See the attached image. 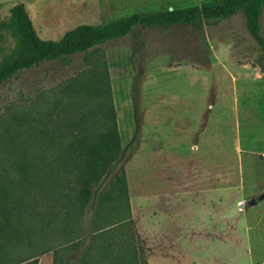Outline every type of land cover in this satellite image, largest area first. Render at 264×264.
I'll list each match as a JSON object with an SVG mask.
<instances>
[{
	"label": "rangeland",
	"instance_id": "1",
	"mask_svg": "<svg viewBox=\"0 0 264 264\" xmlns=\"http://www.w3.org/2000/svg\"><path fill=\"white\" fill-rule=\"evenodd\" d=\"M209 1L0 0V23L21 3L38 38L57 41L80 24ZM0 35L1 59L16 39ZM259 66V48L236 15L201 30L134 29L3 81L0 264L264 262ZM108 114L116 156L81 205L83 156L68 145L112 126ZM209 189L214 206L202 194Z\"/></svg>",
	"mask_w": 264,
	"mask_h": 264
},
{
	"label": "trees",
	"instance_id": "2",
	"mask_svg": "<svg viewBox=\"0 0 264 264\" xmlns=\"http://www.w3.org/2000/svg\"><path fill=\"white\" fill-rule=\"evenodd\" d=\"M263 5L264 0H211L198 6L134 13L103 25H77L64 32L59 40L51 41L38 38L23 5L17 3L9 8L7 22L0 23V31L7 30L16 39L10 53L0 59V84L19 71L38 64L61 60L79 53L86 55L89 49L122 38L134 29L190 26L201 30L204 25L212 26L236 15L242 17L245 32L259 48V71L264 82V40L259 35V19ZM108 117L112 126L93 136L81 135V138L68 145L70 153L78 152L83 156L82 167L77 166L76 172L77 200L81 205L90 197L89 186L116 156L118 136L113 126L112 114H108ZM121 154L123 155V151L120 156ZM21 262L36 264V259L31 257Z\"/></svg>",
	"mask_w": 264,
	"mask_h": 264
},
{
	"label": "crops",
	"instance_id": "3",
	"mask_svg": "<svg viewBox=\"0 0 264 264\" xmlns=\"http://www.w3.org/2000/svg\"><path fill=\"white\" fill-rule=\"evenodd\" d=\"M263 155L264 154H262L261 156L263 157ZM217 191H215L214 189H209V190H203L202 191V194H204L203 195V197L205 198V201L206 202H210V203H212V205L214 206L217 202H219V200H218V198L216 197V193ZM215 194V195H214ZM212 196H215L214 198H211ZM216 198H217V200H216ZM243 199L244 198H240V199H237L236 200V204L237 205H240L241 204V202L243 201ZM205 201L202 203V205H204L205 204ZM239 208V207H238ZM240 209V208H239ZM231 229V228H230ZM244 230L246 231V232H248L250 229H249V227L248 226H246L245 228H244ZM205 235H207L206 233H204ZM264 262L263 261H260V262H258V263H256V264H263Z\"/></svg>",
	"mask_w": 264,
	"mask_h": 264
},
{
	"label": "water",
	"instance_id": "4",
	"mask_svg": "<svg viewBox=\"0 0 264 264\" xmlns=\"http://www.w3.org/2000/svg\"><path fill=\"white\" fill-rule=\"evenodd\" d=\"M254 203V201H251V204H253Z\"/></svg>",
	"mask_w": 264,
	"mask_h": 264
},
{
	"label": "built area",
	"instance_id": "5",
	"mask_svg": "<svg viewBox=\"0 0 264 264\" xmlns=\"http://www.w3.org/2000/svg\"><path fill=\"white\" fill-rule=\"evenodd\" d=\"M263 157H264V155H263Z\"/></svg>",
	"mask_w": 264,
	"mask_h": 264
}]
</instances>
